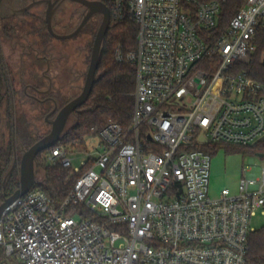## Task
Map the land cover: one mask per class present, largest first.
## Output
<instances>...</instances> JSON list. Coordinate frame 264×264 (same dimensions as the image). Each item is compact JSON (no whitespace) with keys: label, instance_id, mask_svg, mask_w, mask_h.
I'll return each mask as SVG.
<instances>
[{"label":"built area","instance_id":"built-area-1","mask_svg":"<svg viewBox=\"0 0 264 264\" xmlns=\"http://www.w3.org/2000/svg\"><path fill=\"white\" fill-rule=\"evenodd\" d=\"M111 20L132 18L137 46L115 48L136 68L130 125L109 122L96 157L44 151L81 174L60 205L41 189L0 217L3 258L18 264H246L251 220L264 213V164L236 193L210 195V151L264 139V83L240 66L257 51L264 0H108ZM222 26V27H221ZM206 140L203 141L201 138ZM80 218L77 219L76 217Z\"/></svg>","mask_w":264,"mask_h":264},{"label":"trees","instance_id":"trees-1","mask_svg":"<svg viewBox=\"0 0 264 264\" xmlns=\"http://www.w3.org/2000/svg\"><path fill=\"white\" fill-rule=\"evenodd\" d=\"M104 1L110 7L109 1ZM241 5L242 1L240 0H228L223 4L222 26L226 25V21L237 12ZM137 35L138 26L132 18L127 17L122 21L111 20L110 28L103 42L100 65L93 91L87 103L74 114L69 122L71 124H68L69 127L65 129L60 141L57 143L58 146L62 145L70 149L76 148L83 151L86 150V140L89 137L97 136L99 131L109 122H117L124 127L130 125L135 105L136 68L128 62H117L114 52L119 45L125 51L135 49ZM256 42L257 51L251 55L248 63L240 67L248 71L252 78L264 83V26L262 25L257 30ZM5 85L8 86L6 92ZM5 85L0 74V103L4 100L5 95L11 96L9 84ZM8 103H12L11 97ZM7 112L11 138L6 143L0 130V204L11 197L20 187V173L17 171V167L6 179L13 164V142L18 140L20 144L28 149L37 141V138L31 136V133L25 128V123L22 120L15 123V115L12 114L10 108ZM260 144L262 142L250 147H233L250 151L254 147L260 146ZM221 145L223 146V144ZM218 147L221 146L210 144L201 148L210 151L213 155ZM43 154L44 152L37 156L36 162L38 168L44 172V176L33 188L43 190L55 205H60L73 190L80 176L74 173L71 168L49 164ZM249 247L246 264H264V226L251 233ZM0 264L18 263L15 258L4 259L3 249L0 248Z\"/></svg>","mask_w":264,"mask_h":264},{"label":"rangeland","instance_id":"rangeland-1","mask_svg":"<svg viewBox=\"0 0 264 264\" xmlns=\"http://www.w3.org/2000/svg\"><path fill=\"white\" fill-rule=\"evenodd\" d=\"M43 7L37 5L33 7L30 12L40 14ZM81 9L82 6L73 1H67L63 5L62 9L59 11V14L56 20L61 21L64 25L67 26V31H71L79 24L81 21ZM73 11L78 12L76 20H73L71 13ZM77 24H76V22ZM70 22L74 23L75 27H71ZM13 23L20 25L24 29L25 39L29 44H33L36 48L41 49V55H50L56 58L59 65L62 66L65 70H58L60 84H55L53 92L55 94H61L64 96L70 89V85L75 86L72 88L70 93L72 98H75L82 92V88L85 83V76L88 70V66L91 59L92 45L94 42L93 28L88 24L77 36L70 39H56L53 36L47 34L46 30L40 34L34 32V27L42 28L43 23L38 19L33 20V17L29 14H22L21 16L14 17ZM45 35V36H44ZM26 41V42H27ZM46 47V48H45ZM45 48V49H44ZM49 49L51 52H46ZM7 54L9 51H6ZM5 52V53H6ZM34 56L30 57L25 55L21 62V65L18 69H11L12 79L14 81L15 89V107L17 114L15 119L19 122L21 120L25 123L24 126L31 133V136L37 138V140L46 135L50 127L46 125V121L41 117L39 110L35 108L33 103L30 101H23L21 98V88L19 83H40L42 88H47L48 82L44 79L36 80L33 75L36 74L39 69L35 65ZM13 67V66H11ZM67 71V72H66ZM72 79V81H70ZM4 105H0V130L3 140L6 143L10 140V121L8 118V113L4 110ZM45 121V122H44ZM71 123H69L70 125ZM67 125V128L69 127ZM100 139L98 136L89 137L86 140L85 148L86 150L80 151L75 157L74 165L77 167L81 166V161L87 160L90 155L96 157V150L98 149V144ZM216 145L217 143H213ZM14 145V157L13 161H16V169L20 173V161L22 159L23 153L27 148H24L18 140L13 142ZM221 147L216 149V152L212 155L211 162V183H210V195L217 196L222 189L228 188L233 193L237 192L240 179L243 174V168L248 166L251 163V159L254 160L252 167L256 171L259 167L264 164V158L258 157L253 150L245 151L246 149L236 148L233 146H223L219 143ZM234 150H231V149ZM228 149V150H227ZM236 150V151H235ZM44 157V154H43ZM50 164V163H49ZM81 175V174H77ZM44 176V172L37 166V182L41 181ZM77 219L80 217L77 216ZM264 226V216H261L259 213L256 217H253L251 220V227L254 229H259Z\"/></svg>","mask_w":264,"mask_h":264},{"label":"flooded vegetation","instance_id":"flooded-vegetation-1","mask_svg":"<svg viewBox=\"0 0 264 264\" xmlns=\"http://www.w3.org/2000/svg\"><path fill=\"white\" fill-rule=\"evenodd\" d=\"M56 1L57 0H50V3L46 2V3L41 4L40 6L43 7V9L40 12V14H38V12L31 13L30 10L24 11L25 8L32 3V0H1V3H0V74L2 75V80H3L4 85L9 84L10 91H11L10 97L12 99V103L9 104L8 101L10 97L8 95H5L4 100L0 103V105L2 106L4 105L5 107L4 110L6 111V113H8L7 112L8 108H10V111L12 112V114L14 115L17 114V110L15 107L16 92L14 89V81L12 79L11 69H14V68L18 69L25 55H28L30 57L34 56L35 65L37 66V69H39V71L36 74H34L33 77L36 80L38 79L46 80L48 82V86L47 88H42L40 86V83H38V81L37 83H31V84L23 83L21 81L19 83V87L21 88L20 96L23 101H30V103H33L35 105V108L37 110L40 109L39 113L41 117H43V120L46 121V122L44 121L46 125L50 127L47 134L51 131L52 122L55 120L60 110L74 99L70 96L71 95L70 93L72 92V88H75V86H72L71 84L69 86L70 90L64 96H62L60 93L55 94L53 92L55 88V84L56 83L58 85L60 84V79H59L58 73L54 74L52 71L53 69H55L56 71L57 69L60 70L63 67L59 65L58 61H56V58L52 57V60L50 58V60L48 61V57L50 55H45V54L44 56L41 55V52H42L41 49L36 48L33 44H29L28 41L25 39V35H24L25 33H24L23 27L20 25L14 24L13 19L14 17L21 16L22 14H28V15L30 14L33 17V20L38 19L39 21H42L43 23V27L41 29L34 27V32L42 34L46 30L48 35L53 36L48 31V26L46 23V11L48 10L50 4L53 5ZM67 1L68 0H64L63 3L57 8L54 18H53L54 32L59 35H67V34H71L72 32H74L76 28L78 27V25L81 23L84 15L87 13L86 8L80 4L82 6L81 13H80L82 16L81 21L79 22L78 25H76L77 22L75 21L76 27L75 25H72L74 23L70 22V24L72 23L71 27L72 28L75 27V28L71 31V33H69V31H67V28H66L67 26H69V24L64 25L61 21L56 20L59 14V11L62 9L63 5L66 4ZM92 1H95V0H92ZM98 1H102L108 6V4L104 0H98ZM71 15H72L73 20H76V17L78 16V12L73 11ZM102 20H103V15L97 14L88 21V23L84 26V28L91 22V25L93 28V35L96 37V34L100 28ZM95 37H94V40H95ZM6 51H9V53L7 54ZM46 52L48 53L51 51L47 49ZM62 70H65V69L63 68ZM70 81H72V79H70ZM4 88L6 92V90L8 89V86L5 85ZM75 113L76 112H74L71 115L67 125L69 124V122L71 121ZM16 122L17 120L15 121V123ZM15 123L13 124L15 125ZM42 137H40L39 139H41Z\"/></svg>","mask_w":264,"mask_h":264},{"label":"water","instance_id":"water-1","mask_svg":"<svg viewBox=\"0 0 264 264\" xmlns=\"http://www.w3.org/2000/svg\"><path fill=\"white\" fill-rule=\"evenodd\" d=\"M63 1L64 0H57L53 5L50 4L48 10L46 11V23L48 26V31L56 39H70L77 36L93 16L97 14L103 15L102 23L93 43L91 59L88 66L85 83L82 88V92L60 110L57 117L52 122L51 131L47 135L39 139L37 142H35L29 149L24 151L22 159L20 161V187L11 197L0 204V217L5 208L11 202L26 195L37 184V156L40 153L57 145L66 129L71 115L87 103L96 83V75L100 65L103 42L111 25L110 8L102 1L98 0H69L83 5L86 8L87 13L84 15L81 23L78 25L74 32L67 35H59L54 32L53 18L57 8L63 3ZM46 2L50 3V0H32V3L28 5L24 11H29L33 7ZM201 140L205 141L206 139L202 137ZM258 156L264 157V154H260ZM15 167L16 161H13L12 167L6 179L12 174Z\"/></svg>","mask_w":264,"mask_h":264},{"label":"crops","instance_id":"crops-1","mask_svg":"<svg viewBox=\"0 0 264 264\" xmlns=\"http://www.w3.org/2000/svg\"><path fill=\"white\" fill-rule=\"evenodd\" d=\"M52 57L53 58H55L54 56H49L48 57V61L50 60V58H51V60H52ZM54 74L56 73V70L55 69H53V71H52ZM260 142H262V144H260V146H257V147H254L252 150L255 152V154L258 156V155H260V154H264V140H262V141H260ZM259 157V156H258ZM260 158H264V157H260ZM251 163L253 164V165H255L254 164V160H252L251 159ZM251 163L248 165V166H246V167H244L243 168V174H242V176L245 174V173H255V174H257V172H258V169L260 168H258L256 171L254 170V168L252 167L253 165H251ZM242 178V177H241ZM261 216H264V213H259ZM258 215V214H257ZM256 215V216H257ZM255 216V217H256ZM261 228V227H260ZM254 229V228H253ZM256 229H254V231H255Z\"/></svg>","mask_w":264,"mask_h":264}]
</instances>
